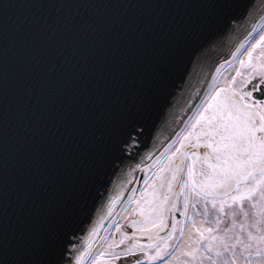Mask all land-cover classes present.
<instances>
[{
  "label": "snow or ice",
  "instance_id": "6c2138e0",
  "mask_svg": "<svg viewBox=\"0 0 264 264\" xmlns=\"http://www.w3.org/2000/svg\"><path fill=\"white\" fill-rule=\"evenodd\" d=\"M241 29L245 40L259 29L249 61H241L253 71L240 83L236 76L222 87L213 82L203 96L197 90L183 101L180 111L193 115L175 133V151L170 146L161 153L167 160L157 165L158 186L144 190L158 231L167 227L165 213L172 214L175 232L181 224L176 213L191 219L189 205L196 211L202 203L207 216L211 205L217 227L197 229L201 241L205 231L224 235H213L205 253L229 250L237 217L242 231L264 223V64H251L253 50L264 48V0L0 2V264H83L98 229L91 217L73 227L81 198L108 169V187L97 196L111 213L127 177L151 156L145 120L176 57L188 51L189 68L169 108L198 76L207 46ZM197 36L204 43L193 47ZM192 99L200 101L194 108L188 107ZM131 227L152 239L143 222ZM180 234L173 253L183 243L182 224ZM126 239L131 243L123 255L130 264H144L138 252L148 260L172 254L165 244L150 255L152 245L139 244L134 233L119 244ZM248 240L245 249L264 236L248 232Z\"/></svg>",
  "mask_w": 264,
  "mask_h": 264
},
{
  "label": "water",
  "instance_id": "95a60500",
  "mask_svg": "<svg viewBox=\"0 0 264 264\" xmlns=\"http://www.w3.org/2000/svg\"><path fill=\"white\" fill-rule=\"evenodd\" d=\"M0 2H3V0H0ZM13 2H22V0H13ZM247 31H251V25H247ZM246 34L247 33L243 29L239 32L226 33L217 44L208 45V51L201 64L198 76L191 79L184 93H177L179 100L173 102L177 104V106L175 108H169V100L175 90V85L185 78L186 70L189 68L188 51H184L176 57L170 74L167 77V81L158 93L156 104L148 113L145 120L146 131L144 140L146 147L151 152V156L145 157L141 169L135 171L131 177H127L130 183L124 185L122 195L118 202L113 205L110 214L106 207V201L100 202L98 205L97 196L98 191L108 187V181L111 179L108 169L97 178L88 193L80 200L73 227L78 229L82 224L87 223L91 217L92 223L98 229L91 239L90 253L85 257L83 264H88L89 261L96 256L98 253V246L103 239L102 244H106V250H110L122 248L119 241L123 238L124 234L131 236L134 233L137 236L143 237L147 241L141 245H148L164 239L172 233V214L169 213H165L167 227L159 231L151 227L150 220L155 219V215L149 212V201L152 199L149 195L151 190L146 192V197H143V195L138 192L137 188L139 185L143 184L148 166L157 165L161 153H163L165 149H169L170 146L175 143V133L182 128H186L183 122L187 121L188 118L193 115L191 111H180V106L183 105V101L192 96L197 90H199L200 95L203 96L204 92L208 90V85L213 82L222 87L225 80L236 75V69L238 68L245 45L252 44L259 34V29L257 32H254L251 37H248L247 40H245ZM242 42L243 47H240ZM202 43H204L203 36L194 37L191 41L193 47ZM238 47L239 51H237ZM233 53H235V55H233ZM225 61H227V63H225ZM221 65L223 66L221 67ZM218 68L219 72L217 71ZM214 76L216 77L215 81H213ZM201 80L204 82L200 83L199 81ZM199 103L200 101L198 99H192L188 107L194 108V106ZM156 183L158 186V182ZM113 187L115 190V186ZM134 195L135 197H133ZM132 197L135 198V207L130 208L126 217L119 221L123 208L131 201ZM141 208L144 209V215L140 213ZM175 215L179 218L178 214ZM101 217H103L102 220L100 219ZM115 220L120 222L121 231L108 233L116 222ZM132 221L143 222V225L151 230L152 239L149 240V233L140 232L132 228ZM113 243L117 246L110 247Z\"/></svg>",
  "mask_w": 264,
  "mask_h": 264
},
{
  "label": "rangeland",
  "instance_id": "374dc122",
  "mask_svg": "<svg viewBox=\"0 0 264 264\" xmlns=\"http://www.w3.org/2000/svg\"><path fill=\"white\" fill-rule=\"evenodd\" d=\"M257 39H259V34L251 45H245L244 47L237 68L240 70L241 75L240 76L235 75L237 83H240L249 73L253 71V68L248 67L247 64H245V66H242L241 61H245V62L249 61L248 51L252 47V45L256 42ZM251 64L253 66L264 64V48L258 46L255 50H253V54L251 57ZM174 142L175 145L173 146V148H171L170 151H175V147L179 146L176 143V141ZM166 160H167V155L161 156L157 165L158 164L163 165L164 163H166ZM157 165L148 167L143 184L139 185L137 188L138 192H140V194H142L143 197H146V192L144 190L146 188H149L150 185H153L154 183L157 182L155 179ZM145 179H147L148 181L147 184H145ZM149 190L151 189L149 188ZM133 197H135V195ZM133 197L131 201L128 204H126V207L129 208V210L130 208H134L136 204V202L134 201L135 198ZM255 199L259 201L260 197L256 196ZM245 203L247 204V201H245ZM178 207L181 210L183 209V197H180V200L178 202ZM124 209L125 208H123V210ZM209 210H210L209 214L205 216L203 204L201 203L200 205H198V208L196 210L199 212V215H197L196 211L193 210L190 204L187 217H190L191 219L182 216H180V218H177L179 221H181V224L184 226L183 243L180 244L179 250L173 253L171 246L176 243L177 237H180L181 235L180 234L181 224L176 225L175 232H173L172 229V233H171L172 239L169 240L166 237L164 239L151 243L152 247L149 250L150 255L153 256L155 255L156 245H160L161 247H164L165 244L169 245V247H165L164 252L172 253L171 255H164L162 253L159 259H152V260H148L142 253L139 252L137 253V256L142 261H144V264H213V262H215V264H264V240H253L250 242L251 243L250 248L245 249L244 247L245 244L249 243L248 232H251L253 236H257V237L264 236V223L258 224L256 227H249L248 229L242 231L239 226L240 221L243 219L242 217H237L236 226L232 228V231L229 233L230 239L228 240V244L230 245V247L228 251H224L223 247L220 246V247H214L213 251L210 253L203 252V245L207 244L213 235H221V236L224 235L223 232L217 233L213 231L209 233L205 231L204 240L201 241L200 233L197 231V229L211 228L215 230L217 227L215 223L216 213L211 211V205H209ZM115 221L116 222L114 223L112 228H110L108 233L121 231V227L120 230H117L116 228V225L117 224L120 225V223H118L117 220ZM193 221H194V226H193ZM249 222H251V218ZM225 224L231 226L232 225L231 218L227 219L225 221ZM238 237L240 240L243 241V243L238 242L237 239ZM102 242L98 246V253L89 261L88 264H130L131 258L124 257L123 248L106 250V244H102ZM231 245H235L234 257H233V250L231 248ZM197 248H200L201 250L196 251ZM217 252L220 253L219 256L216 255ZM101 253H105V254L100 255ZM209 257H212V259H209Z\"/></svg>",
  "mask_w": 264,
  "mask_h": 264
},
{
  "label": "flooded vegetation",
  "instance_id": "af4514ba",
  "mask_svg": "<svg viewBox=\"0 0 264 264\" xmlns=\"http://www.w3.org/2000/svg\"><path fill=\"white\" fill-rule=\"evenodd\" d=\"M118 223H120V222H118ZM146 233H148V232H146ZM135 238H136V241H137L139 244H142V243H144V242L147 241V240H145L143 237H140V236H137V235H135ZM129 243H131V241L126 239V240H125V244L122 245V248L126 247Z\"/></svg>",
  "mask_w": 264,
  "mask_h": 264
},
{
  "label": "bare ground",
  "instance_id": "6f19581e",
  "mask_svg": "<svg viewBox=\"0 0 264 264\" xmlns=\"http://www.w3.org/2000/svg\"><path fill=\"white\" fill-rule=\"evenodd\" d=\"M174 145H175V143L171 146V148H173ZM171 148H170V150H171ZM163 153H165V151ZM128 211H129V208L125 207V209L123 210V212L121 214L119 221H121L122 219H124L126 217V214L128 213Z\"/></svg>",
  "mask_w": 264,
  "mask_h": 264
}]
</instances>
